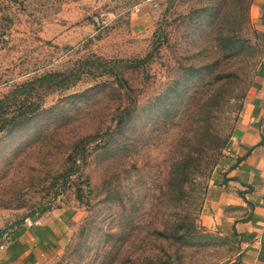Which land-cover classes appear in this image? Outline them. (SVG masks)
Wrapping results in <instances>:
<instances>
[{
	"label": "rangeland",
	"instance_id": "1",
	"mask_svg": "<svg viewBox=\"0 0 264 264\" xmlns=\"http://www.w3.org/2000/svg\"><path fill=\"white\" fill-rule=\"evenodd\" d=\"M249 2L0 0V99L40 76L81 71L73 86L44 96L30 124L0 133V220L32 223L33 264H228L236 257L234 242L200 216L260 63ZM149 54L144 66L124 70L137 110L108 136L126 101L89 63ZM95 133L80 178L52 185L72 143ZM188 158L194 166L169 188L173 168Z\"/></svg>",
	"mask_w": 264,
	"mask_h": 264
},
{
	"label": "crops",
	"instance_id": "2",
	"mask_svg": "<svg viewBox=\"0 0 264 264\" xmlns=\"http://www.w3.org/2000/svg\"><path fill=\"white\" fill-rule=\"evenodd\" d=\"M249 16L260 63L200 216L206 228L236 245V257L228 264H264V0H252ZM22 226L0 220V264H33L32 223Z\"/></svg>",
	"mask_w": 264,
	"mask_h": 264
},
{
	"label": "trees",
	"instance_id": "3",
	"mask_svg": "<svg viewBox=\"0 0 264 264\" xmlns=\"http://www.w3.org/2000/svg\"><path fill=\"white\" fill-rule=\"evenodd\" d=\"M251 1L252 0H250L249 5H251ZM150 59L151 54L147 55L142 60L133 61H103V59L95 57V59L89 63L97 66L95 67L96 73L94 76L96 78L107 76L112 79L113 82L111 85L115 86L113 88L118 93H121L122 97H124L126 101L123 108L115 110L112 117L114 126L112 129L107 128L108 136L113 137L119 134L124 127L127 126V122L133 118L137 110V101L131 96L133 89H131L124 77V70L142 67ZM190 70L192 69L190 68ZM67 73L68 72L66 71L63 73L40 76L32 81L16 85L12 91L4 95L3 98L0 99V133L9 134L30 124L32 120L36 119L43 110L42 100L44 96L53 90L67 89L68 87L73 86V84L79 80L78 77H80L81 71H71L70 74ZM244 95L245 92L242 95V100ZM241 105L239 110L241 109ZM98 136L99 133L84 135L72 143L71 150L65 159V167L58 173V175L52 178V185L56 184L55 187L64 188L68 184L71 185L75 183L74 177H76V179L80 178L79 173L86 165L87 158L90 155L88 146L94 143L96 137ZM217 149H219L217 145L209 148V151H212V153H210V160L212 161L211 166L215 165L219 156V150L217 151ZM198 159L199 158H193L194 162ZM192 166H194V164L191 161V158L178 162L173 168L172 176L168 182V187L172 188L175 184H177L178 180H180L179 178H183L185 174H188ZM55 190L57 189L55 188ZM57 194L58 193L55 195ZM77 199L81 200L79 195H77ZM50 208L51 206L42 208L38 207V211L32 213L30 217L33 219L36 214L37 216H41L45 212L49 211Z\"/></svg>",
	"mask_w": 264,
	"mask_h": 264
},
{
	"label": "built area",
	"instance_id": "4",
	"mask_svg": "<svg viewBox=\"0 0 264 264\" xmlns=\"http://www.w3.org/2000/svg\"><path fill=\"white\" fill-rule=\"evenodd\" d=\"M150 1V0H149Z\"/></svg>",
	"mask_w": 264,
	"mask_h": 264
}]
</instances>
